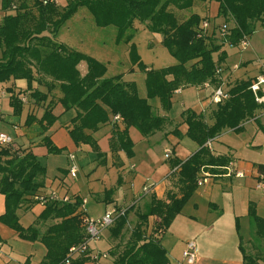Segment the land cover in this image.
<instances>
[{"label":"trees","instance_id":"obj_1","mask_svg":"<svg viewBox=\"0 0 264 264\" xmlns=\"http://www.w3.org/2000/svg\"><path fill=\"white\" fill-rule=\"evenodd\" d=\"M205 1L217 2V17L223 18L224 24L227 20L234 24L222 38L215 37L214 32L204 33L201 24L207 18L196 13H190L183 21L178 20L177 11H190L196 2ZM4 2L7 11L11 0ZM37 3L36 16L22 4L18 7L21 11L5 15L0 22V89L11 80H26L25 90L30 92L31 100L37 105L47 102L49 94L59 90L62 94L59 103L64 110H77L69 130L73 142L77 146L90 145L98 153L99 147L92 133L109 123L111 118L119 117L124 129L114 125L111 141V152L118 166L120 161L116 154L119 151H124L128 158L133 157L129 128L134 127L144 137H150L169 123L168 119L155 113L149 100L159 99L162 108L169 111L172 95L180 88L205 83L219 88L222 65L228 57L224 48L236 47L245 37L250 38L256 22L264 18V0H67L62 11L55 4ZM80 7L91 13L98 27L117 28V42L129 45L133 64H138L140 71L146 74V98L139 96L134 82H124L123 75L107 77L106 65L56 40L60 28ZM135 21L144 24L151 33L163 36L162 45L176 64L147 69L132 43V35L128 34ZM81 62L86 63L84 75L79 70ZM42 73L51 80L45 85L47 93L33 87L34 83L42 84L39 79ZM250 81L248 78L229 85L227 99L217 103L211 112L212 124H208L203 114L191 110L182 113L183 122L188 126L186 136L199 148L186 161L171 160L172 169L177 171L178 193H168L165 200L151 195L145 210L136 214L137 223L122 245L129 213L116 219L110 229V237L118 241L111 250L112 264H169L161 237L197 190L202 172L222 175L231 162L228 156L214 155L207 142L226 129L239 132L242 123L256 117L262 108L249 90ZM6 91L10 94L13 115L20 116L24 109L20 95L24 90L15 93L13 88H7ZM56 121L57 117L48 105L41 117L28 114L25 125L37 123L44 133ZM172 134L181 137L178 129ZM42 145L49 154H60L65 150L58 148L48 137L42 139ZM256 168L264 176V165H256ZM45 179L46 169L31 151L13 144L0 147V194L5 198V212L0 216V223L15 231L22 240L41 242L47 249L41 264H62L69 250L84 241L82 200L75 196L69 202H48L34 225L27 228L21 225L18 216L23 204L31 206L38 202L36 198L45 187ZM248 216L252 237H264V220L257 215L253 204L249 205ZM151 219L152 225L149 224ZM42 226H46L44 231H41ZM0 242H3L1 236ZM240 248L245 264L264 263V252L249 254L242 244ZM87 255L88 252L83 253L70 264H84L89 259Z\"/></svg>","mask_w":264,"mask_h":264},{"label":"crops","instance_id":"obj_2","mask_svg":"<svg viewBox=\"0 0 264 264\" xmlns=\"http://www.w3.org/2000/svg\"><path fill=\"white\" fill-rule=\"evenodd\" d=\"M4 1L0 0V22L5 15H12L27 0H11L10 8L7 11L4 10ZM55 5L59 11H62L67 5V0H56ZM82 8L85 7H80L72 18H89L91 15L89 12L90 15L82 10V15L78 13ZM218 8L217 2L205 1L196 2L190 10V13L207 18L204 20L208 21L210 26L207 33L214 32L215 37H220L218 27L224 23V21L221 24L217 23L219 20H223V18L217 17ZM90 18L94 19L92 15ZM69 20L62 26H67V31L60 36L61 27L56 40L70 49H79L78 47H82L85 41L82 32L86 31V26L79 28L81 32L73 34ZM77 23L84 25L87 21L83 22L80 19ZM108 27L116 28L115 26ZM134 28L140 32L148 31L146 26L138 21L134 22ZM149 33L152 39L150 43H146V48L152 50L154 44L163 46L161 34ZM115 41L117 47L111 49L99 47L96 42H92L89 45L92 47L91 50L84 46L80 48L81 51H76L87 54L106 65L107 77L123 75L124 82H134L139 96L146 98V75L144 73H138L134 67L133 72H130L131 68H128L124 73L110 70L114 63L120 64L121 61H126L127 52H129L127 44ZM224 50L228 57L222 65L220 88L227 92L230 84L252 78L257 74L236 76L240 67L246 63L240 60L239 64L231 66V53L226 47ZM83 63L81 62L79 65L82 75L86 73ZM176 63L177 61L174 59L170 62V66ZM236 70L238 71L234 74ZM137 77L139 80L136 79ZM26 87V80H11L0 89V107L2 109L0 133L10 135L13 138V146L31 151L41 166L46 169L45 187L39 191V197L57 193L59 196H67L71 200L78 196L82 200L80 211L90 218L101 217L114 207L118 209L131 207L136 203L150 200L151 195L165 200L168 193H178L177 171L176 168L172 169L170 162L175 158L186 161L199 148L186 136L188 126L183 122L182 113L191 110L196 114H203L208 124H212L210 115L216 106L213 95L217 88L210 83L180 88L172 95V105L169 111L162 108L159 99L149 100L155 113L168 119L169 123L150 137H144L134 127L129 128L128 136L133 143V157L128 158L124 151H119L116 154L120 161V166H118L115 155L111 152V141L114 136V125L124 129L121 119L111 118L109 123L100 126L95 133H92L99 147L101 155L99 157V153L94 151L90 145L77 146L73 142L69 130L72 128L71 122L76 117L77 110L73 108L68 111L64 110L59 103L62 94L57 89L49 94L47 102L42 103V105L45 104L44 109L49 105V109H52L53 114L57 117V121L46 132L42 133L37 123H32L30 126L25 125L27 115L32 114L28 113L25 108L20 116H14L13 109L9 105L10 94L6 89L13 88L17 93L20 90H25ZM33 87L36 88L35 85ZM40 88L44 89H39L41 92L47 93L46 87ZM20 99L24 103L23 93L20 95ZM36 117L40 116L36 115ZM240 127L239 132L232 129L224 130L212 139L211 147L208 148L216 156L230 157V164H233L236 170L243 172L244 176L226 177L220 175V177L207 179L205 183L198 186L181 213L176 216L167 232L161 237V244L167 252L169 264H185L182 253L187 241L196 243L195 264H245L240 247L241 244L245 247V243H249L253 239V229L248 216L250 204L254 205L257 215L264 220V188L259 187L260 183H264V176L260 175L256 168V165H264V160H257L259 156H255L257 153L255 150L262 152L260 156L264 155V107L258 110L256 117L242 123ZM175 129H178L181 137L172 134ZM259 133L262 135L258 138L259 141L255 142V136ZM44 137L50 138L58 148L65 149L64 152L49 154L47 148L42 145ZM167 154H169V158H166ZM71 156L75 157L74 161ZM73 163L78 167L76 177H72L70 174ZM145 187L149 188L147 194L143 193ZM44 208L45 206L39 202H35L31 206L23 204L18 211L21 225L25 228L33 226ZM4 212L5 198L0 194V216ZM27 214H30L31 220L25 218ZM237 221L239 230H237ZM43 230L41 228V231ZM103 235L99 240L89 243L87 251L89 259L84 264H112L111 250L117 246L118 241H114L110 234L108 237ZM0 236L3 240L0 249V264H41L47 253V249L41 242L22 240L15 231L2 223H0ZM259 264L264 263L259 262Z\"/></svg>","mask_w":264,"mask_h":264},{"label":"rangeland","instance_id":"obj_3","mask_svg":"<svg viewBox=\"0 0 264 264\" xmlns=\"http://www.w3.org/2000/svg\"><path fill=\"white\" fill-rule=\"evenodd\" d=\"M37 1L40 2L39 0H27L25 3H23L24 6L26 7V9L33 12V14L35 16L37 15V12H36L37 6H38ZM81 10L85 11V13H87V15H90L89 14L90 12L86 8L80 9L78 12L79 14L82 15ZM18 11H21V10H18V9L15 10L12 15L16 14ZM190 12L191 11H189V10L182 11V13L176 12V15H178V20L179 21L185 20L187 17H189ZM72 17H71V20H69L70 21L69 24L72 25V32L71 33L74 34L76 32H81L79 30V28L86 26V31L82 32L83 34L81 33L82 37L85 39L82 47L85 46V48H87L88 50H91L92 47L89 45L92 42H96L97 45H99V47H104L107 49L117 47L116 41H115L116 40L115 39L116 28H114V27H108V28L98 27L95 24L94 19L90 18L91 15L89 18H82V17L72 18ZM80 19L83 22L87 21V23H85L84 25H83V23H77L78 20H80ZM223 21L224 20H219L217 23L221 24ZM227 22H228L227 24H229V27H233V25H234L233 22L228 21V20H227ZM61 30L62 31H61L60 36L62 35L63 32L67 31V26L62 27ZM130 31H132V32L128 33V34L132 35V38H133L132 43L135 45L136 50L138 52V55L139 56L141 55L140 56L141 61L147 67V69H159L162 67H168V66H170V62L172 60L174 61V58L170 55L168 50L163 46H158V45L154 44L152 47V50H149L148 48H146V45H147L146 43H150V40L152 39L150 37V35H151L149 33L150 31L149 32L147 31L146 33L137 31L134 28V24H133V29H131ZM82 47H78L79 49H75V50L81 51L80 48H82ZM226 48L231 53L230 54V56H231L230 65L231 66L233 64H236V63L239 64L240 60H243L246 63L244 66L239 65V66H241L239 71L238 70L234 71V74L238 71L236 73L237 74L236 76L239 77V76H243V75H251V74L254 75V74H258L259 72L264 70V18L262 20H260L259 22H256L255 31L250 36L247 47L243 48V47L236 46L235 48H233V47H226ZM128 54H129V52H127L126 61H121L120 64L114 63L110 67V70L112 72L124 73L128 68H131L133 70L135 68V69H137L138 73H144L143 71H140L141 69L138 66V64H136V65L133 64V62L130 58V55L128 56ZM83 65H84V67H86V63H83ZM35 67L36 66H33L34 69H36ZM39 76H40L39 79H41L42 84L39 85L38 83H34V85L36 86L37 89L44 90L40 87H45L46 83H49V81H51V80L47 76H44L43 73H42V75H39ZM252 78H249V79H252ZM136 79L139 80L138 77ZM23 99H24L23 102L25 104L24 108L28 111V113H32V114L35 113L33 115H35V116L38 115L41 117V115L43 114V111H44L45 104L37 105L36 103H34L33 100H31V98H30V92H28L26 90L23 91ZM260 135H262V134L259 133V135L255 136V142L259 141L258 138L260 137ZM255 151L257 152V153H255V156H259V157H257V160H264V155L260 156L262 154V152L257 151V150H255ZM202 174H203V178H207V179H213L216 177H220V175H212L210 172H202ZM222 176H223V174H222ZM203 183H205V182H203ZM198 185H199V182H198ZM201 185H199V186H201ZM145 202L148 203L149 200H146V201L139 203V204L136 203V205L131 206V207L123 208V209H126V212L129 213L128 214L129 222H128V226H127L126 231H125L126 236L123 238L121 245L127 240V238H129L132 229L134 228L135 224L137 223V215L136 214L138 212H143L145 210V205H146ZM119 209H122V208H119ZM25 218L28 220L29 219L31 220L30 214H27L25 216ZM149 224L152 225V220ZM112 227H110L108 230H106L107 232L106 231L104 232L105 233L103 235L104 237L106 235H107V237L109 236L110 229H112ZM41 228L45 229L46 226H42ZM148 231H150V229H148ZM84 232H85V230H84ZM120 242H121V240H120ZM245 248L247 251H249L248 252L249 254H251L254 251H255V254H262L264 252V237L259 236V238H258L255 235V238L253 237L251 242L245 243ZM261 263H263V262H261Z\"/></svg>","mask_w":264,"mask_h":264},{"label":"built area","instance_id":"obj_4","mask_svg":"<svg viewBox=\"0 0 264 264\" xmlns=\"http://www.w3.org/2000/svg\"><path fill=\"white\" fill-rule=\"evenodd\" d=\"M40 3L44 6L55 4L56 0H39ZM209 22L204 21L201 24V29L203 32H207L209 28ZM229 24H222L218 27V33L220 38H222L228 31ZM249 38L245 37L240 43L239 47H247ZM249 90L252 92L255 102L261 106L264 107V70L259 72L256 76H254L249 85ZM228 94L227 92L222 88H216L213 95V101L215 104L221 103L223 100L227 99ZM2 115V109L0 107V116ZM116 119H119V117H116ZM212 140H209L207 142V147H211ZM13 144V138L6 134V133H0V147L8 146ZM166 158H169V154L166 155ZM71 159L74 161L75 157L71 156ZM75 163L71 165L70 168V174L72 177H76L77 175V169ZM224 176L226 177H243L244 174L241 171H238L235 169V166L233 164H230L226 166L224 169ZM205 175V174H204ZM203 176V174H202ZM203 178V177H202ZM207 178H203L199 181V185L203 184ZM260 188H264V183L259 184ZM149 192V188L145 187L143 189V193L147 194ZM37 201L45 206L48 202L57 201V202H69L70 198L67 196H59L57 193H51L48 196L44 197H37ZM126 212V209H118L116 207L109 209L105 212L104 215L98 218H90L87 216L83 217V227L85 230V237L84 241L78 245L74 246L69 250L67 259L62 264H70L71 260L80 254L87 253L88 251V245L91 241H97L99 240L104 232L108 230L110 227H112L116 221V219L122 215H124ZM2 245L0 242V249ZM98 257V256H97ZM183 261L185 264H195L196 258H197V247L195 241H187L184 246V250L182 253Z\"/></svg>","mask_w":264,"mask_h":264}]
</instances>
